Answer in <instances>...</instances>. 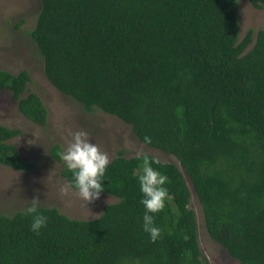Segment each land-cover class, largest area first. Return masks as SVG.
Segmentation results:
<instances>
[{
    "label": "trees",
    "instance_id": "1",
    "mask_svg": "<svg viewBox=\"0 0 264 264\" xmlns=\"http://www.w3.org/2000/svg\"><path fill=\"white\" fill-rule=\"evenodd\" d=\"M238 11V0H41L29 34L50 83L87 112L130 125L141 142L150 137L144 144L184 171L146 153L168 177L155 242L142 228V160L119 149L101 192L118 202L91 220L38 206L47 217L39 234L25 210L0 213V264H209L186 176L210 236L239 264H264V28L240 38ZM30 81L28 70L0 68V90L45 127L42 98L25 94ZM20 133L0 124V165L29 171L34 162L10 142ZM61 151L54 144L51 156L62 161ZM61 175L71 178L65 165Z\"/></svg>",
    "mask_w": 264,
    "mask_h": 264
},
{
    "label": "rangeland",
    "instance_id": "2",
    "mask_svg": "<svg viewBox=\"0 0 264 264\" xmlns=\"http://www.w3.org/2000/svg\"><path fill=\"white\" fill-rule=\"evenodd\" d=\"M40 7L41 0H0V68L15 74L28 70L31 81L25 94L37 93L49 112L46 126H40L19 111L18 102L9 91L0 90V124L21 130L10 142L18 146L24 159L35 164L29 171L0 165V213L12 215L24 211L33 198H38V206H56L70 218L91 220L102 214L105 205L118 202V198L100 193L98 198L85 205L75 189L69 188L67 194L61 193V187L68 183L61 175L64 162L55 160L50 151L57 143L62 150L66 149L74 132H87L88 138L108 154L109 160L119 149H124L128 157L149 153L163 162L182 167L173 155L141 142L130 125L101 110L87 112L82 104L50 83L29 34L36 24ZM238 9L240 38L250 28L255 31L264 28V7L259 9L248 0H238ZM186 178L191 188L189 207L196 214L198 239L204 257L209 264H239L208 233L202 206L191 181Z\"/></svg>",
    "mask_w": 264,
    "mask_h": 264
},
{
    "label": "clouds",
    "instance_id": "3",
    "mask_svg": "<svg viewBox=\"0 0 264 264\" xmlns=\"http://www.w3.org/2000/svg\"><path fill=\"white\" fill-rule=\"evenodd\" d=\"M144 143H151V138L145 136ZM60 158L64 162L65 169L71 173L67 185L61 187L62 194H67L69 188L75 189L84 204L99 197L104 189L106 169L110 163L106 152L88 138L85 131L73 133L71 143L60 152ZM142 160V170L137 174L139 191L142 194L140 203L144 206L142 217L143 231L148 233L149 239L155 242L161 234V229L155 225L153 214L165 207L168 196V177L158 169L152 167L153 163H159L154 157L138 154L136 157ZM39 199L33 198L31 204L25 209V214L32 215L30 230L39 234V230L46 226L47 217L38 210Z\"/></svg>",
    "mask_w": 264,
    "mask_h": 264
}]
</instances>
